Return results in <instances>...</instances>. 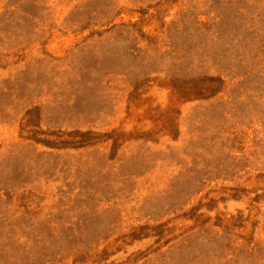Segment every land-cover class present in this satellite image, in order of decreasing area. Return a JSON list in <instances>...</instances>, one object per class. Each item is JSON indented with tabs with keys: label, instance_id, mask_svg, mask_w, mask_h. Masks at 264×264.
Here are the masks:
<instances>
[{
	"label": "rangeland",
	"instance_id": "1",
	"mask_svg": "<svg viewBox=\"0 0 264 264\" xmlns=\"http://www.w3.org/2000/svg\"><path fill=\"white\" fill-rule=\"evenodd\" d=\"M0 264H264V0H0Z\"/></svg>",
	"mask_w": 264,
	"mask_h": 264
}]
</instances>
